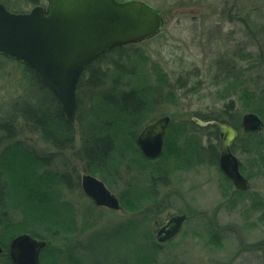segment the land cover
Wrapping results in <instances>:
<instances>
[{"label":"rangeland","instance_id":"1","mask_svg":"<svg viewBox=\"0 0 264 264\" xmlns=\"http://www.w3.org/2000/svg\"><path fill=\"white\" fill-rule=\"evenodd\" d=\"M1 1L9 10L22 12L44 0ZM142 1L160 11L164 19L160 33L136 44L114 48L100 57L97 63L102 70H112V61L117 62L116 71L113 72L114 77L118 72L121 74L120 84L116 85L119 90L129 89V81L131 85L146 86L145 92L153 100V107L143 124L165 115L170 117L161 157L151 159L150 162L144 159L141 161L139 155L133 152L127 155L125 149V171L121 182L110 181V190L118 196L120 209L96 206L83 193L81 186L80 192L58 187L45 193L30 189L28 198L36 202L34 206H40V201H48L50 192L59 204L69 203L72 206L75 210L73 225L78 230V234L73 236L75 238L44 234L39 224L32 223L15 208L10 211L11 231L14 234L27 232L44 237L35 236L47 241V246L50 245L52 250L43 254L41 252V264H60L65 257H68V261L78 258V264H118L119 261L125 264H264V129L260 131L261 147L256 146L257 139H252L250 144L254 147L252 152H247L240 148L244 140L240 139L239 148L235 152L249 176L246 177L250 187L246 190L233 187L220 171L218 161H209L204 155L197 160L193 149L182 155V160L175 157L173 151L174 142L183 145L192 140L191 146L198 142L205 148L217 141L215 129L210 124L202 126L193 118L203 120L224 116V103L229 97L217 91L220 87V77L215 78L220 72L215 65L218 59L227 54L228 60L236 59L237 67L242 71V81L248 80L251 89L255 86H259V90L263 88L264 71L255 66V60L247 63L240 57H243L244 52L254 56L260 52V44H264V0ZM249 24L252 29H248ZM140 57L145 58L144 62L139 61ZM23 67L19 61L5 59L0 55L1 113L34 111L38 106L37 96L44 106L51 107L50 95L39 92L34 80L30 82L29 74L24 77ZM129 73L139 74L143 79L129 77ZM217 79L219 82L215 83ZM25 85L30 88L23 92ZM233 96L238 98V93ZM242 101L236 100L235 103V110L241 111V116L249 111L243 110ZM258 115L264 121V111ZM217 138L219 140L218 132ZM16 141L31 147L37 154L55 152L36 132L25 126H20ZM75 146L79 147L77 131ZM22 150L17 148L9 151L6 154L9 160L7 163H12V166L21 170L19 173L23 172L24 176L33 179L34 175L29 173L31 171H25L27 164H22L25 157ZM220 150L221 144L217 147V151ZM72 154V150H66L62 157L65 163L75 165L81 181L82 174L87 172H84L83 165ZM138 162L148 168L158 166L162 170L157 177L160 179L152 187V199L155 201L148 217L130 210L120 196L130 187L127 183L135 175L134 165L137 167ZM52 166L56 169V161ZM37 174L40 176L44 172L40 170ZM136 178L138 180L134 183L133 191H142L148 187V175L144 177L138 174ZM33 180H30V184H33ZM47 180L50 181V178ZM58 214L54 209L50 217ZM177 214L187 215L179 232L167 241L158 242L156 230ZM129 222L138 223L149 230L154 241L146 242L145 234L132 231ZM25 227H29L28 231ZM106 234H113L107 237L106 243L101 239L92 240L97 235L102 237ZM150 254L152 258L148 262H135L145 261Z\"/></svg>","mask_w":264,"mask_h":264},{"label":"trees","instance_id":"2","mask_svg":"<svg viewBox=\"0 0 264 264\" xmlns=\"http://www.w3.org/2000/svg\"><path fill=\"white\" fill-rule=\"evenodd\" d=\"M247 26L248 29H252V25L249 24ZM124 46L125 45L114 48ZM260 46L262 47L260 48V52L254 56H251L248 52H244L243 57L241 56L240 58L242 61L246 60L247 63L251 60H255V66L257 65V67L264 71V44L263 46L260 44ZM114 48L107 50L92 60L82 72L76 90L77 105L74 123L66 120L61 112L58 100L40 81L34 69L24 62L13 59L19 61L22 66H24V77H26V74H29L31 77L30 82L34 80L39 92L50 95L51 107L44 106L42 104L43 101L37 96L36 100L38 101V106L34 111H23L21 113H17V110L12 112H0V243L4 247V252L0 254V264H13L7 253L8 242L16 235L11 231L10 211L13 208L19 210V212L21 211L32 223L39 224L42 232L46 235L49 233L51 237L63 235L72 239L75 238L73 236L78 234L75 224L73 225L75 210H73L69 203L63 205L59 204L52 192L49 193L50 197L48 201H40V206H34L36 202L28 198L30 189L40 190L44 193L51 188L57 187L79 191V173L74 164L69 165V163H65L66 160L62 157L64 151L72 150V153H74L72 156L78 163L83 165L84 172L98 176L109 188H111L110 181L116 183L121 182L122 173L125 171L123 165L126 161V154L128 155L130 152H133L140 156L141 161H143V159L148 162L151 161V159L145 158L140 152L136 144V137L146 125V123L143 124V122L152 110L153 100L146 94V86L144 87L138 84L131 85L130 81L129 89H117L116 85L119 86L120 84L119 80H121V74L118 72L116 74L117 76L115 75L114 77L115 72L113 71H116L115 68L117 63L115 60L112 61V63H114L112 70L109 68L102 70L100 68V65L97 63L99 58ZM227 57L228 54L226 57L218 59L215 64L220 71L219 74H216L215 78H221H219L220 87L217 91L224 92L226 93L224 97H229L224 103V116H213L202 119L216 120L230 124L238 132L231 146L232 151L235 153L240 145L239 140L244 139L241 142L240 148H244L247 152H252L254 146L250 144V140L257 139L256 146L261 147L262 143L260 137L262 131L244 132L241 130V111L235 110V103L236 100H243V110L245 109L261 114L264 111V85L261 86L263 87L261 90H259V86L252 87L251 89L248 80L242 81V71L241 68H238L239 66L237 67L236 59L231 57L232 59L228 60ZM4 58L11 59L6 56H4ZM120 58L121 56L117 59ZM144 60V57L139 58L140 62H144ZM132 62H134V60ZM138 75L139 74L129 73V77L141 80L140 78L142 77ZM219 80L217 79L215 83L219 82ZM28 87L30 88L29 85H25V87L22 88L23 92H25ZM237 93L238 98L233 96ZM19 125L21 127L25 126L29 128V130L36 132L40 139L51 146L55 152H51L48 155L37 154L31 147L26 145L23 146L17 141L14 142L15 136L20 128ZM210 127L215 129L216 143H211L203 148L200 143L197 142V144H195L196 140L194 141L195 146H191L192 140H188V142L183 145L174 142L173 145L175 150L173 151L175 157L183 160L182 155L188 152V150L193 149L198 158L197 160H200V156L204 155L207 156L209 161H215L217 163L219 155L217 147L221 143L217 138L218 131L216 127L214 125H210ZM76 131L79 141L78 148L75 146ZM174 136L177 137L179 135L175 134ZM168 141L171 142L170 139H168ZM17 148L23 149L22 151H24L25 157L23 158L24 161L22 164H27L25 171H31L29 173L34 175V180L29 178V176H24V174H22L23 172L19 173L21 170L12 166V163H7L9 160L6 154L12 149ZM179 149L180 151H176ZM125 152L126 154H124ZM55 161L56 169L52 166ZM146 166L147 165L143 163H139L137 167L134 165L133 173H135V175L130 177L127 183L130 187H127V191L121 193L120 196L127 206H129L130 210L143 213L141 216L148 217L153 207V202L155 201L154 198L152 199V187L158 182V179H160L157 177H159V173H161L162 170H160L158 166L152 168ZM127 167H129L128 163ZM240 169L243 174L245 173V176L249 177L241 163ZM40 170H42L44 174L39 176L37 173ZM138 174H143L144 177L148 175L150 183L147 185L148 187L146 189L143 188L142 191H133L134 183H137L138 180L136 178ZM48 178H50V181L47 180ZM30 180H33V184H30ZM145 201H147V204L142 206ZM54 209L57 210L59 214L51 218L50 213ZM129 227L132 231L143 232L146 242L154 241L151 232L142 225L129 222ZM24 229L28 231L29 227H25ZM112 235L110 234L109 236L106 234V236L102 237L97 235V237L92 238V240L101 239L106 243L108 241L107 237H111ZM35 236L44 238L41 234H36ZM154 246L157 247V244H154ZM92 248H94L93 245ZM44 249L42 250V254L45 251L52 250L50 245ZM150 250L153 251L152 249ZM57 252H60L62 255L61 251L57 250ZM59 258H61L60 254ZM67 258L68 257L62 259L60 264H78L77 261L79 262V260H77L78 258L72 259L73 262L70 259L69 262ZM149 258H152V254L148 255L145 261H132L145 263L149 261ZM118 264L125 263L119 261Z\"/></svg>","mask_w":264,"mask_h":264},{"label":"water","instance_id":"3","mask_svg":"<svg viewBox=\"0 0 264 264\" xmlns=\"http://www.w3.org/2000/svg\"><path fill=\"white\" fill-rule=\"evenodd\" d=\"M164 19L160 11L142 0H46L25 12L8 10L0 2V54L24 62L34 69L40 81L58 100L67 121L76 117V90L87 65L121 45L139 43L160 33ZM193 120L218 131L221 150L220 171L237 190L250 187L240 170V161L231 146L237 130L225 122ZM171 119L168 115L148 123L138 133L136 144L149 159L159 157L164 135ZM244 132H260L264 121L255 112L241 116ZM83 193L96 205L120 209L118 196L97 176L84 173L80 181ZM186 214H177L157 231L163 242L177 234ZM47 241L22 232L8 242L7 253L13 264H41L40 255ZM4 247L0 244V254Z\"/></svg>","mask_w":264,"mask_h":264},{"label":"flooded vegetation","instance_id":"4","mask_svg":"<svg viewBox=\"0 0 264 264\" xmlns=\"http://www.w3.org/2000/svg\"><path fill=\"white\" fill-rule=\"evenodd\" d=\"M45 1H46V0H44L43 2H41V4H38V5H45ZM0 2H2V1L0 0ZM95 176H96V175H95ZM97 177H98V176H97ZM98 178H99V177H98ZM99 179H100V178H99ZM100 180H102V179H100ZM102 181H103V180H102ZM103 182H104V181H103ZM104 183H105V182H104ZM105 184H106V183H105ZM106 186H107V184H106ZM107 187H108V186H107ZM108 188H109V187H108ZM109 189H110V188H109ZM186 220H187V215H186V219L183 221V223H184ZM167 222H168V221H167ZM167 222H166V223H167ZM166 223H165V224H166ZM183 223L181 224L179 230L181 229ZM165 224H163L162 226H160V227L156 230V239H157V231H158L161 227H163ZM179 230H178V232H179ZM178 232H177V233H178ZM174 236H175V235H174ZM174 236H173V237H174ZM171 238H172V237H171ZM171 238H169V239H171ZM169 239H167V240H169ZM167 240H165V241H167Z\"/></svg>","mask_w":264,"mask_h":264}]
</instances>
